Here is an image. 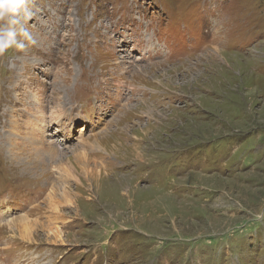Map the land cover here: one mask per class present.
<instances>
[{
	"label": "rangeland",
	"instance_id": "rangeland-1",
	"mask_svg": "<svg viewBox=\"0 0 264 264\" xmlns=\"http://www.w3.org/2000/svg\"><path fill=\"white\" fill-rule=\"evenodd\" d=\"M29 8L35 43L0 56V220L35 226L0 222V264H264V0ZM27 131L60 158L26 165Z\"/></svg>",
	"mask_w": 264,
	"mask_h": 264
},
{
	"label": "bare ground",
	"instance_id": "bare-ground-1",
	"mask_svg": "<svg viewBox=\"0 0 264 264\" xmlns=\"http://www.w3.org/2000/svg\"><path fill=\"white\" fill-rule=\"evenodd\" d=\"M158 44V43H157ZM148 46V45H147ZM53 117V116H52ZM28 124V123H27ZM41 125H43V130L45 131L44 126H46V122L41 123ZM41 125H39V127H41ZM16 127V126H15ZM14 130V129H13ZM48 130V128H47ZM15 131V130H14ZM17 132V131H15ZM23 133V132H22ZM25 133V132H24ZM31 133V132H30ZM12 137H8L5 141H6V145L10 148L11 146H14L15 150L19 149L20 150V155L22 158H25L26 160V165L28 164V166H32L35 169H42L45 167V165L52 163L54 160H58V158H60V152L56 151L55 148L50 149V150H46L47 148L43 147V146H38L37 142L40 141V139L42 140V137L39 136H33V134L29 137L28 136V131L25 134H18V133H12ZM96 139V138H95ZM53 140H49V143H53ZM27 144V145H26ZM54 145V144H53ZM21 146V147H20ZM38 146V147H37ZM56 147V145H54ZM90 146V145H89ZM95 146V145H94ZM99 146V145H98ZM135 146V144H134ZM80 147V146H79ZM100 147V146H99ZM45 148V149H44ZM57 148V147H56ZM89 148V147H88ZM83 149V148H82ZM11 150V149H10ZM13 150V151H15ZM33 153H28V152H32ZM133 151H138V149L135 147L133 149ZM18 152V151H17ZM23 152H25V155L23 154ZM80 155V154H79ZM26 156V157H25ZM29 156V157H28ZM16 157V156H15ZM72 158H74L72 156ZM17 160H20L18 158H16ZM15 159V160H16ZM85 159V158H84ZM10 161V160H9ZM22 161V160H20ZM24 161V160H23ZM63 162V161H62ZM60 163V162H59ZM89 163V161H88ZM95 163V162H94ZM25 164V163H23ZM67 165V164H66ZM95 165V164H94ZM92 165L91 168H89L88 172H84L83 174L85 176L88 175V177L90 178V180L92 181L91 183H94L95 185H97V183L101 180V176L103 175V167L99 168L98 171V167ZM105 165V164H104ZM102 166V164H101ZM68 170L72 171V168L70 166H68ZM88 167V166H86ZM33 170V169H32ZM61 172V170H59ZM69 171V172H70ZM67 174H69L68 172H66ZM71 173V172H70ZM72 174V173H71ZM69 177V175H68ZM105 177V176H104ZM107 177V176H106ZM89 178L87 179V177L85 179H87V181L90 182ZM100 186V184H99ZM3 205H0V209H5L3 212L0 211L1 213H3L2 217L5 218L6 216L10 217L13 215V213H7V210H10L6 207H2ZM35 206H33L30 210H32ZM12 212V211H11ZM7 218V217H6ZM0 222H3L4 226L8 227L9 229L15 231L17 234H19L20 238L22 240H25L27 242L30 243L31 240V231H32V227L33 225L35 226V224H32V222H30L28 220V218L24 215H21L17 218L12 217L10 218L8 221L5 220H0ZM14 238V237H13ZM16 239V238H15ZM21 240V241H22Z\"/></svg>",
	"mask_w": 264,
	"mask_h": 264
},
{
	"label": "clouds",
	"instance_id": "clouds-1",
	"mask_svg": "<svg viewBox=\"0 0 264 264\" xmlns=\"http://www.w3.org/2000/svg\"><path fill=\"white\" fill-rule=\"evenodd\" d=\"M30 0H0V56L9 49L24 51L35 40L25 23L31 18Z\"/></svg>",
	"mask_w": 264,
	"mask_h": 264
}]
</instances>
